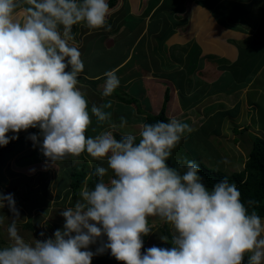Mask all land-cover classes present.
Listing matches in <instances>:
<instances>
[{"label": "clouds", "instance_id": "1", "mask_svg": "<svg viewBox=\"0 0 264 264\" xmlns=\"http://www.w3.org/2000/svg\"><path fill=\"white\" fill-rule=\"evenodd\" d=\"M109 14L108 0H0V146L38 128L28 139L53 165L84 153L101 162L90 174L96 182L85 183L79 199L59 213L63 228L51 237L41 231V239L31 243L20 234L14 195L0 192V209L12 213L0 264H92L107 251L121 264H244L246 255L247 264H264V218L249 212L236 184L224 178L209 189L195 161L167 163L192 131L188 123L177 118L146 123L138 134L117 139L115 131L127 120L108 123L111 102L93 104L89 111L78 87L84 62L70 43L72 29L81 23L105 27ZM104 77L102 95L110 97L120 80L114 70ZM93 116L108 128L88 136ZM149 217L172 225L171 247L142 252L143 237L152 232ZM5 219L0 215V225ZM92 245H98L95 251Z\"/></svg>", "mask_w": 264, "mask_h": 264}, {"label": "rangeland", "instance_id": "2", "mask_svg": "<svg viewBox=\"0 0 264 264\" xmlns=\"http://www.w3.org/2000/svg\"><path fill=\"white\" fill-rule=\"evenodd\" d=\"M130 1H134V0H130ZM162 1V4L164 5L163 7H158L159 9H162L160 17H162V19H166V21L163 22V24L161 25V27H163L162 29L164 30L165 27L163 26L169 19L171 18H176V14L178 13V15H181L183 19H186L184 22L181 23H174V21H168V24H170V28L168 31H173L172 35L173 38H175V41L182 43L183 42V38L186 37V39L188 41L184 42V43H195V45L198 46V43L200 41H204L203 44L208 45L203 47L202 46V42L200 43V47L199 50L201 52H210L214 51V52H218L219 49L218 47H220V50H223L224 48H228L229 46H225L223 43L220 42L221 39V35L223 33V28H226V26L232 27L236 25H239V23L233 22L232 20H235V18H237L238 16V12L232 7V6H237L240 4H244V1L246 3H249L248 0H226L223 1L225 4H227L226 6H220L219 4L214 5V7L210 10H208L209 14L206 13L204 14H200L198 11H196L195 9L197 8H201V11H204V9L202 7H209L207 4H201L203 5L201 7V5L199 3H197V7L195 6L194 9H190L189 13H183L187 10L188 3L194 5L195 1L197 0H160ZM187 1V2H186ZM200 2L202 1H207L208 3H215L216 0H199ZM210 1V2H209ZM123 2V0H116V4L113 8H110V14L107 17V22L105 27L102 28H98V29H90L86 23H81L79 25H75V31L73 32L74 35V39L70 42L71 44H73L74 46H76L80 52H82L83 46L87 45V40L88 42H90V40H94L97 39L98 37H100L102 34H106L107 36H105V38L103 39V42L106 43L108 42V39L110 40V44L113 42V40L116 41H121V39L123 38V32L125 33V30L131 31V34H127V40H125V44L127 43V57L128 59H131L132 57H134V55H132L131 53H135L138 52L139 54L141 53L140 47H144V49H149V47L152 46V44L156 42H158L160 40V37H154L153 35V30H151V28L148 26L147 30L145 29L146 25H145V21H141L138 20L137 23H135V17H139V15H136L140 12V8H142V3H145V0H135L136 4L138 5L137 8H132V7H127V10H130L128 13H131L130 18H128L127 22L123 19L124 14L118 15L119 18L115 19V17L113 16L114 13H116L118 10H120L119 13H122V6L118 7L119 5H121V3ZM142 2V3H141ZM186 2V3H185ZM120 8L118 10H115L116 8ZM126 11V10H125ZM196 11V14H198L196 17H194V12ZM160 12V10H159ZM18 13V18L23 16V10L18 9L17 10ZM127 13V11H126ZM152 15L154 14V16H158V12L157 10H152L151 11ZM250 13L249 12V17H250ZM186 14V15H185ZM190 16V20L191 22H189V17ZM187 17V18H186ZM208 17V18H207ZM140 18V17H139ZM181 18V19H182ZM246 18V16H245ZM258 18L256 19V23L258 21ZM247 19V18H246ZM255 18H252L251 20H254ZM130 20H132V22H130ZM115 22V23H114ZM184 25L182 28L181 26H179V28H177V25ZM246 23L243 22V25H241L240 30H235V35L237 38V44L238 46H246L245 49H242L243 53L246 52L247 55H249V57L245 60L249 61L247 63H251L250 59L252 58H258L260 56V54H258V52H255L257 50L258 45L257 43H253L254 38L255 37H259L260 35L264 38V36L260 33V34H256L254 32L255 27H250L249 25H245ZM110 25L111 29L110 30H106L107 26ZM214 25V26H213ZM248 26V27H247ZM196 28L195 31H191L193 28ZM79 28H81V30H79ZM77 29V30H76ZM143 30V33L142 31ZM168 31L166 33H168ZM77 32V33H76ZM148 32H151V36L149 38V36L147 35ZM163 31H160V34ZM142 34V35H141ZM137 35V36H136ZM156 36H158L159 34L156 32L155 33ZM192 35V36H191ZM263 40V39H262ZM261 40V41H262ZM129 41V42H128ZM251 41V42H250ZM264 41V40H263ZM176 44L174 45V47L176 48V50L181 51V55L184 57H188V61L193 63L194 61L192 60L194 57V53L191 50V47H187L182 44ZM250 43V44H249ZM264 43V42H263ZM144 45V46H143ZM182 46H185L182 48ZM255 46V47H254ZM147 53V50H144ZM169 51V50H168ZM239 52V55H241V52ZM205 52V53H206ZM149 53V52H148ZM156 53V52H155ZM219 53V52H218ZM256 53V55H254ZM170 54V51H169ZM168 54V55H169ZM221 54H225L224 52H221ZM258 55V56H257ZM262 55V54H261ZM199 56L200 55H196V62H198L199 60ZM131 57V58H130ZM262 57V56H260ZM259 60H256V64L258 66H261L262 68H257L252 81L253 84L249 85L251 86L253 89L251 91H248L244 93V89H238L235 90L233 92H228V93H224L223 95H221V97L217 100V103L220 104V106L218 105V108L221 109H226L229 108L231 106H234L236 101L232 102L233 100H236V98L238 97V95H240V93H244L243 95H245L243 97V112H241L238 120L236 119H232L230 116L231 113H234L235 110H237L238 108L232 109L229 111H227L228 113L225 114L228 116V118L225 121V118L223 119V123H222V127L221 130L222 135H221V142H216L215 140H213V138H207L206 142L208 144V146L204 145L203 148H199L196 144H198L197 141H195L194 139L188 140V135H191L192 137H195V139L199 140L202 139L203 137V132L201 133L199 130V126L196 125H192V131L190 133H185L184 137L182 138L181 142L179 143V145L174 149L172 156L169 158L171 159V161L173 162V164H175V167L179 166V165H183L185 164L187 161H193L191 157V154H189V152L187 151V147H189L190 149L192 147L197 148L196 153V158H195V162H199V163H204L207 167H216L219 168L223 171L226 172H231L233 170H239L243 167V161L245 160L246 156H247V151L251 145V139H252V135H259V136H263L264 137V118L260 117V119L257 120V124H253L251 126H248V129L243 130L242 133L240 131L238 132H234L233 129H243L244 126L248 125V123H250L247 120H250L251 118L249 117V115H247V112L251 111V105H247V101L246 99H250L251 97H253V92L255 93V98H254V106L256 110H259L260 108L262 109V112H264V63H262ZM264 57V56H263ZM135 58V57H134ZM137 58V57H136ZM223 58V57H222ZM203 59V57H201V60ZM134 60V62L136 61L135 59H132L131 61H127V79L130 80L132 77H134L135 75H137L138 78H142L143 74H145L146 78H148L150 76V73L148 71V66L145 67V69H142V66H136V62L134 64H132L131 62ZM220 60V59H219ZM146 64V62H144ZM135 65V66H134ZM210 65V63H209ZM135 69H138V71H134ZM151 71H153V68L151 69ZM131 72L135 73L133 76L131 74ZM138 72V73H137ZM144 89H145V93L144 94H140V99L137 98V102L141 105L140 107L144 110V111H150V112H157L160 108L161 105V96L162 94H159L157 96V94H155L154 91H152V79H149L147 81H144ZM83 87L84 84H78V87ZM230 88V87H228ZM232 89H236L237 86H232ZM241 90V92L239 93V91ZM151 91L154 93V97H152L151 95ZM237 91V92H236ZM88 95V93H86ZM86 95V96H87ZM217 96V95H216ZM216 96H213V94H208V96L206 97V101L211 100L213 97L216 98ZM89 97V96H88ZM191 97H187L184 98L185 101L186 100H190ZM199 99V98H198ZM216 100V99H215ZM249 100V101H250ZM222 103V104H221ZM214 105H217L215 102L213 103ZM231 104V106H229ZM127 105V106H125ZM158 105L157 108H155ZM180 102L178 103L176 98H174L173 94L170 95V98L167 101V105H166V114L169 117V119L171 118H177L183 122L187 121L189 122V125L191 123H195L198 121V118L194 116L193 112H189V110H185L183 108H180ZM222 106V107H221ZM145 107V108H144ZM150 107V108H147ZM197 107H201V105L197 106ZM129 111H131L129 114H127V116L133 114L134 109L132 104H127V102H124L123 104H119L115 107L116 111H122L124 109H126ZM155 108V109H154ZM106 110V109H105ZM257 113V117H259L260 115H262V113L260 111L256 112ZM247 115L248 118H243L244 115ZM113 116V115H112ZM240 120L242 122L245 121V123L243 125H240ZM92 124L90 125L86 135L90 136L92 133L91 131L93 129H96L99 124L96 121V118L93 116L92 117ZM129 120H127L128 122ZM140 125V126H139ZM143 124H138L139 128L138 130H136L134 133L132 134H138L141 126ZM214 125H210V127L212 128ZM191 127V125H190ZM133 128V125H127V130ZM29 130V129H28ZM27 130V131H28ZM27 131H21L18 134H23ZM40 131V130H39ZM197 131V134H196ZM13 134V133H11ZM15 134V135H18ZM196 134V135H195ZM14 135V134H13ZM32 141L28 140L25 143L21 144L20 146H18V148L20 147L19 151H17L16 153H14L12 155L11 154H4L1 158H0V174L5 176V180L4 178H0V192L4 193V194H13L14 195V199L16 201V205L20 210V217L21 220L18 221V228L20 229V234L25 238V240L27 242H34L35 239H41L40 237V232L41 231H45L47 233L48 237H51L53 235V233L55 232V230L57 229H62L63 228V224H64V218L62 216L59 215V213L65 209L66 207L72 206L75 201L77 199H79V192L77 197H71L68 198L65 202H59V199L61 197V191L60 193L58 192L59 188L58 186H60L62 184L63 181H66V179L64 180V178H66L65 173V169L66 166H59L58 168H61V172H59L57 175H52L50 176L49 174L44 175V177L47 178H51L53 177L50 181V183H45V182H40L39 178L40 177H29L30 179L27 180V183H23L20 181V178L18 176L17 173H21V174H29L30 169L28 167H24L22 166L19 162H26L28 159H31L32 157L35 158H39L41 156H43L41 150L38 147H34L33 146H29V144ZM196 145V146H195ZM187 146V147H186ZM222 146V147H220ZM206 147V148H205ZM205 148V152L200 150H203ZM9 155L10 158L6 159ZM68 159H73V161L75 162L76 159H81L82 162L85 163V170L88 171L91 167H98L100 166L101 163L100 161L97 160H93L91 157H89L86 153L81 154V156L79 157H72L69 156L66 158ZM227 160V163H224V160ZM78 164H74L75 166L79 167L81 164L80 161L77 162ZM92 163V164H91ZM51 167H55L57 168L56 165L51 166ZM34 170V169H33ZM8 171H14L17 173H14L13 175H10ZM109 175H111V173H109ZM107 179V177L105 178ZM45 181V180H44ZM87 183L88 185L90 184V178L89 176H86V178L84 179V182L81 186V188L83 187V185ZM25 184H30V189H28V191L26 190V188H24ZM13 186V187H12ZM90 187V185H89ZM80 188V189H81ZM211 189V188H209ZM59 197V198H58ZM70 199H72L71 201H69ZM62 200V199H61ZM47 202V204H45ZM27 214L31 217H33V227L32 228H25L24 224H26V220H27ZM0 215H4L5 217H8V219H5V223L3 225H0V247H4L7 246L10 241L8 240L7 237V225L10 223V219L12 217V213L9 212L8 208L5 207L3 209H0ZM149 221H151L152 223L149 225V227L152 229V232H150L149 235L144 236L145 237V249L152 247V246H156V243L161 242L162 240L160 239V236H165L164 232L161 230V226L163 225V222H165L164 220H162L160 217H149L148 218ZM150 223V222H149ZM167 223V222H166ZM168 227H169V231L171 234H173L174 232V228L172 227L171 224L167 223ZM106 239V237L104 238ZM98 245H92L91 250L95 251L96 247ZM95 247V248H92ZM110 254V251L105 252L102 255L99 256H106ZM96 257V256H95Z\"/></svg>", "mask_w": 264, "mask_h": 264}, {"label": "crops", "instance_id": "3", "mask_svg": "<svg viewBox=\"0 0 264 264\" xmlns=\"http://www.w3.org/2000/svg\"><path fill=\"white\" fill-rule=\"evenodd\" d=\"M248 1H249V3H246L244 1V4H242L243 7L236 10L238 12V16H237V18H235V20H232L233 22L239 23V25H236V27L235 26H232V27L226 26V28H223V32H226V33H223L221 35L220 42L223 43L225 46H229V47L224 48L223 50H220V47H218L219 53L211 51V50H210V52H206V51L201 52L199 50L201 42H202L203 47H205V46L208 47L207 43L203 44L204 41H200L198 43L199 47L197 45H195V43H184V42L188 41L186 39V37L183 38L182 43L175 41V38H173V36H175V35H172L174 30L168 31L170 28V24H168V21L172 20V21H174V23L177 24V23L184 22L186 19H183L181 15L178 16V13H177L176 18L169 19L163 25L165 27V29L163 30L162 29L163 27H161V25L163 24L164 21H166V19H162V17H160V15H162L161 12H163V11H161L162 9H159L160 12L158 10V7L164 6L162 4V1H160V0H145V3L141 2L143 4L142 8H140L141 9L140 12L138 14H136V15H139L140 18L135 17L134 22L137 23L138 20L145 21V25L147 24L145 29L147 30V28L149 26L151 28V30L154 31L153 36L157 37V38L160 37V40L158 42H156V40H155V43L152 44V46L149 47V49H144V47H140L141 53L140 54L138 52L131 53L135 57V58L130 57L131 59H128V57H127V53H128L127 52V43L125 44V40H127V34H131V31H128V28H127V30H125V33L123 32V38L121 39V41L120 40L119 41L113 40V42L110 44L111 39H108L107 40L108 42L103 44V46H105V49H97L95 46H96V44L101 43V40H103L105 38V36H107L106 34H102L97 39L90 40V42H88V40H87V45L83 46V49L81 52L82 60H83V57H84V59L88 57V59L86 61L87 67L84 65V70H83V72H81L79 74L78 80H79V84H84V86L83 87L81 86L80 89L85 93V95H87L86 93H88L86 98L89 102V111H90V108L93 104L101 105V104H104V103H107L110 101L112 104V107L110 109H106L105 111L111 112V114L113 116H112V120L108 123H115L116 125H119L120 117L123 116L126 118V120H129L127 122V125H133V128H131L129 130H127V125L123 128H117V130L114 133L116 135L117 139H119L121 135L134 133L136 130H138V128L140 126V125L138 126V124L139 123L143 124V122H142L143 116L141 114H138L135 110H134L133 114L131 115V117H130V115L127 116V114H129L131 112V111L128 112L127 108L122 110L121 112L115 110V107L117 105L123 104L124 102L116 100L114 93L110 97H104L102 95L103 85H104V80H105L104 74L108 71H113V70L115 71L116 75L118 76V78L120 80V86L124 90H126L127 83L129 82V80L127 79V61H131L132 59H135L136 60L135 62L137 64L136 66L140 65V66H142V69H145V67L148 66L147 73L149 72L150 76L148 78H146L145 74H143L141 80L143 83H145L144 81L152 79V83H151L152 91H154L155 94H157V96L159 94H162L161 102L163 99L164 89L166 87H168L169 98H170V95L173 94L174 98H176L177 102L179 103V98H178L177 93H178V85L180 84L182 87L185 88V90L188 89V91H189V87H190V89L192 88L193 93H195L194 95H196V96H194L195 98H193V100H195L196 102H194V104L190 108L187 109V110H189V112H192V110H193L194 116H196L195 113L197 111L200 112L204 106H209V105L213 104L214 102L217 105L214 106L213 111L216 109H219L218 105L220 106V104H219L220 102L217 103V100L221 97V95L224 94V92H217L216 98L213 97L209 101H206V97L208 96V94H212L210 92V89L212 88V83L217 81V78L219 77V75L222 74V70H221V67L219 64L221 62L231 64L234 61L237 62V60L239 58V51H238L239 46L237 44V38L238 37H236V35H235V30H240L241 25H243V22H245L246 23L245 25H249L250 27H253V28L255 27L254 32L256 34L257 33L262 34V32L264 34V0H248ZM197 3H199L200 5L202 4L201 2H198V0L195 1L194 5L188 3L189 7H187V10L183 13L188 14L190 9L192 10L195 8ZM206 4L208 6L212 7V4H209V3H206ZM128 5H129V7H132V8H137V6H138L136 4L135 0L134 1L123 0L121 5L118 6V7L122 6V8H123L122 13H119L121 10L120 8L117 7L115 9V10L120 9L116 13H114V15H113L115 17L116 21L119 18L118 15L124 14L123 19L127 22L128 18H130V16H131V13H128L130 10H127ZM202 6L203 5H201V7ZM202 8L204 9V11H201L202 10L201 8H197L195 10L198 11L200 14H204V15L206 13L209 14V12H208V10H210L209 7H205V8L202 7ZM125 10L127 11V13ZM152 10H157L158 16H154V14L152 15V13H151ZM196 11L194 12L195 13L194 17H196L198 15V14H196ZM250 11H251V13H250V17H249ZM187 16L189 17V22H191L190 16L189 15H187ZM245 16L247 19L245 18ZM257 17H259V18H258V21L256 23ZM252 18H255V19L251 20ZM130 22H132V20H130ZM177 26H178L177 28H179V26H181V28H182L184 25L182 24V25H177ZM181 28H179V29H181ZM195 29L196 28L194 27L191 31H195ZM79 30H81V28H79ZM141 31L143 33V30H141ZM160 31H163V32L160 34ZM167 31H168V33H166ZM156 32L159 34L158 36L155 35ZM147 35L150 38V36L152 34H151V32H148ZM179 43L182 45L185 44L187 47H191V50L193 49L192 51L194 53V57L192 60L194 62L193 63L190 62L191 65H189L187 61H186L187 63L182 62V56L180 54L181 51H179V50L177 51L176 48L174 47V45L179 44ZM240 48L245 49L246 46L242 45V46H240ZM144 50H147V53ZM168 50L170 51V54H169ZM99 51L105 52L107 54L105 56H103V55L100 56L101 57L100 58L99 55H101V54ZM173 52L176 54L174 56H171V54ZM221 52H224L225 54H221ZM87 54H89V55L87 56ZM196 55H200L198 62H196ZM201 57H203L202 60H201ZM260 61H262V59H260ZM135 62L133 60L131 63L134 64ZM144 62H146V64ZM163 62H165L166 64H172V63L177 64V68H175L174 70L171 71V73L175 72L174 76H173V74H172V77H168L166 75V70L162 69ZM209 63H210V65H209ZM262 63H264V62H262ZM253 64H254L253 65L254 68H262L261 66H258L256 64V62H254ZM158 65H159V68H158ZM189 67H190V69H187ZM152 68H153V71H151ZM134 71L136 72V71H138V69H135ZM237 73H239V72H236V76L232 77V81L236 77V79H237L236 82L242 83L244 80L245 74L243 72L240 75ZM131 74L133 76L135 73L131 72ZM247 76L249 77V75H247ZM135 77H137V75H135L133 78H135ZM252 79H253V77L251 76L250 80L247 82L246 85L238 86V88H236V89L237 90L238 89H241V90L244 89V93L246 91H249L250 88L253 89L251 86H249V85L253 84V82H251ZM236 82L232 83V85H230V86H235ZM230 86L225 87V93L235 91V89L228 88ZM241 90H240V92H241ZM152 91H151V95H152V97H154V93ZM244 93H240V95H238L236 100L231 101V103L236 101L234 106H231V104H230L229 106H231V107L226 108V109H221V110L230 111L232 109L238 108L236 111H234V113H231L230 116H232L231 117L232 119L234 118V119L238 120L241 112H243V110H244V108H243V101H244L243 97L245 96V95H243ZM255 93L256 92H253V94H252L253 97H251V100L249 98L246 99L247 105H251V102H252L251 108H254L253 103H254ZM188 94L191 95L190 91L188 92ZM191 96H193V95H191ZM213 96H215V95L213 94ZM199 105H201V107H197ZM125 106H127V105H125ZM157 107H158V105L155 108H157ZM179 107L181 108V105ZM254 112H255L254 110L249 111V112H247V115H249V117L252 118L254 116V114H253ZM210 115H211V113L209 115H207V117ZM247 115H244L243 118H248ZM196 117H199V116H196ZM222 117L223 118L221 121L223 123V119L225 118V121H226L228 116L223 115ZM247 121L250 122V120H247ZM222 123H221V127H222ZM240 123H241L240 125H243L245 123V121L242 122L240 120ZM253 124H256L255 120L253 121ZM209 125H212V124H209ZM257 125H259V124L257 123ZM198 126H200V125L198 124ZM107 128H108L107 123L103 124V125L99 124V126L96 129H93L91 131L92 134L90 136H95V135L99 134L100 132L107 130ZM219 132L220 133L217 135L208 134L207 138L208 137L213 138V140H215L216 142H221L222 141L221 135L223 132L221 130V128H220ZM220 147H222V146H220ZM72 161H73V159L67 160L65 158L64 160L57 162L55 164L57 166V168H55V167H51L54 165L52 163L46 161V158L44 156H41L39 158L32 157L31 159H28L27 162H25L24 164H21V165L24 167H28L30 169L29 174H26V173H24V174L33 178V177H40L42 175H47V174L55 176L59 172H61V170H60L61 168H58L59 166H67ZM79 161H82V160L76 159L75 162H79ZM98 164H100V163H98ZM149 222H150L149 223V225H150L152 222L151 221H149Z\"/></svg>", "mask_w": 264, "mask_h": 264}, {"label": "trees", "instance_id": "4", "mask_svg": "<svg viewBox=\"0 0 264 264\" xmlns=\"http://www.w3.org/2000/svg\"><path fill=\"white\" fill-rule=\"evenodd\" d=\"M223 1L226 0H216L215 3H209L212 4V7L209 6L210 9H212L214 7V5L217 6V4H219L220 6H226L227 4H225ZM198 2H200L198 0ZM210 2V1H209ZM202 4H206L208 3L207 1H202ZM108 4H109V8H112L115 6L116 4V0H108ZM235 10L240 9L241 7H243L242 4L237 5V6H232ZM245 7V6H244ZM75 31V26H73L72 32ZM262 35L264 36L263 32ZM264 38L260 35L259 37H255L253 43H257L258 46L257 50L255 52H258V54H260V57L262 59L261 62H264ZM262 40V41H261ZM104 42L103 40H101V43L96 44V48L97 49H105V46H103ZM186 46V45H185ZM185 46H182L185 47ZM254 46V47H255ZM175 50V49H174ZM193 50V49H192ZM238 51H242V48L239 47ZM100 52V51H99ZM101 55L100 56H105L107 53L105 52H100ZM176 53H172L171 56H174ZM262 54V55H261ZM89 54H87L88 56ZM256 55V53L254 54ZM182 56V55H181ZM258 56V55H257ZM97 57V56H96ZM249 56L246 54V52L243 53V51L241 52V55H239V58L237 60V62H233L231 64H227L225 62H221L219 65L221 67L222 70V74L219 75V77L217 78V81L212 83V88L210 89V92L212 94H214L215 96L217 95V92H224L225 93V87L232 85V83H235L237 81L236 77L233 79L232 81V77L236 76V72H239L237 74H242V72L245 74L244 75V80L242 83L240 82H236L235 86H244L247 84V82L250 80L251 76H254V73L256 71L257 68L253 67V63L256 62V60H259V57L257 58H253L250 59L251 63H247L249 61L245 60L247 59ZM101 58V57H100ZM188 59V57H186ZM184 56H182V62H185L189 65L190 62L186 59ZM87 58L84 59L83 57V62L84 65L87 67ZM179 60V59H178ZM177 60V61H178ZM187 61V62H186ZM254 61V62H253ZM162 69L166 70V75L168 77H172V74L174 76L175 72H172V70H174L175 68H177V64L172 63V64H166L165 62H163L162 64ZM159 68V65H158ZM187 69H190L187 68ZM243 70V71H242ZM249 75V77L247 75ZM126 87V86H125ZM232 86H230V89ZM193 89L189 87V91L191 93V95L188 94V89L185 90L184 87H182L180 84L178 85V98H179V102L181 105V108L187 110L188 108H190L194 102H196L195 100H193V98H195L194 95L195 93H193L192 91ZM145 93V89H144V83L142 82V80L138 77L135 78H131L129 80V82L127 83V87L126 90H124L121 86H119L115 91H114V96L115 99L121 102H127V104H132L133 108H135L134 110L138 113L141 114L143 116V124H154L157 121H165L167 122L169 120V117L166 114V105H167V101L169 99V89L168 87H166L164 89V93H163V99L160 105V108L157 112H150V111H144L140 106V104L137 102V98L140 99V94H144ZM187 97H191L190 100H186L184 98ZM213 104L209 105V106H204L203 109L200 112H196V116L198 118V121L195 123H191V128L193 127L192 125H196L198 126V124L200 125L198 128L200 130V132L203 134L202 139L197 140L195 139V137H192L191 135H188V140L194 139L195 141L198 142V144H196L199 148H203L204 145L208 146V144L204 141L207 140V135L208 134H213V135H217L219 134V130L221 128V123H222V116L227 114L228 110H220V109H216L213 111L214 109ZM238 107V106H237ZM145 108V107H144ZM150 108V107H147ZM255 111L253 114L254 116L250 119V123L246 126H244L243 129H233L234 132H238L240 131L242 133L243 130L248 129V126L253 125V121H256L257 124V120L260 119V117L264 118V112H262V109L260 108L259 110L254 108L251 109V111ZM236 111V110H235ZM260 111L262 113V115H260L259 117H257V113ZM193 112V110H192ZM230 112V111H229ZM211 113L210 116L207 117V115H209ZM252 114V115H253ZM195 116V117H196ZM186 123L189 124V122L185 121ZM209 124H213L214 126L211 128L209 127ZM262 124V123H260ZM259 124V125H260ZM209 125V126H208ZM39 134V129L38 128H30L27 132L23 133V134H18V139L16 140H12L10 141L6 146H0V158L4 155V154H11L12 155L14 153H16L17 151H19L20 147L18 148V146H20L21 144L25 143L26 141L30 140L28 139L29 134ZM197 134V131H196ZM195 134V135H196ZM9 135H13L11 133H9ZM31 141V140H30ZM33 142H31L29 144V146H33L32 145ZM195 145V146H196ZM187 147V146H186ZM206 148V147H205ZM205 148L201 151L205 152ZM187 151L189 152V154H191V157L193 161H195L196 158V151L197 148L192 147L191 149L189 147H187ZM9 155L6 159L10 158ZM27 162V161H26ZM81 164L79 167L75 166L74 164H78L77 162H71L70 164H68L66 166L65 169V175L66 178H64V180L66 179V181H63L62 184L60 186H58L59 190L58 192L62 194L59 202H65L68 198L71 197H77L78 192L84 182V179L86 178V176H89L90 178V187L96 182L97 177L95 175H91V173H94L95 168L94 167H90V169L88 171L85 170V163L80 161ZM20 164H24V162H19ZM167 163L172 166L175 167V164H173V162L171 161V159H169L167 161ZM196 163L199 165L200 167V175L203 177V182L205 183V185L208 188H212V186L220 181L221 179L227 178L229 180V182H234L238 188V190L241 193V200L243 203H245V206L248 207L249 212L252 211H256L258 215H260L262 218H264V137L263 136H259V135H252V139H251V145L247 151V156L243 162V167L239 170H233L231 172H226L223 171L219 168L216 167H207L204 163H199L196 161ZM10 175H13L14 171H8ZM20 181L23 183H27V180L30 179L29 176L25 175V174H21V173H17ZM52 176V175H50ZM0 178H4L5 180V176L0 174ZM51 178H47L44 177V175L40 176L39 181L40 182H45V183H50ZM45 180V181H44ZM26 188V190L28 191V189H30V184H25L24 185ZM13 187V186H12ZM59 198V197H58ZM62 199V200H61ZM72 199H70L69 201H71ZM249 201H254V204H248ZM47 204V202L45 203ZM30 215V214H29ZM27 214V220L25 221L26 224H24V227L29 229L33 227V217L29 216ZM161 230L164 232L165 236H168V242L165 241H161L156 243V246L158 247H171V236L172 234L169 231V227L167 225L166 222H163V225L161 226ZM143 241H144V248L142 249V252L145 250V237H143ZM95 248V247H92ZM96 256V257H95ZM92 258V264H121L120 261H117L114 257L111 256V254H108L106 256H99V255H95ZM248 261V256H245V261L244 264H247Z\"/></svg>", "mask_w": 264, "mask_h": 264}, {"label": "bare ground", "instance_id": "5", "mask_svg": "<svg viewBox=\"0 0 264 264\" xmlns=\"http://www.w3.org/2000/svg\"><path fill=\"white\" fill-rule=\"evenodd\" d=\"M113 8V7H112ZM179 16V15H178Z\"/></svg>", "mask_w": 264, "mask_h": 264}]
</instances>
